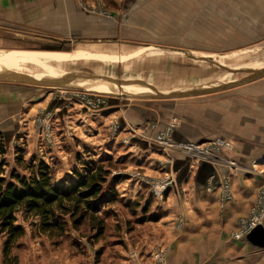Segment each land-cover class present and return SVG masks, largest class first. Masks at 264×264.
<instances>
[{
    "label": "rangeland",
    "instance_id": "rangeland-1",
    "mask_svg": "<svg viewBox=\"0 0 264 264\" xmlns=\"http://www.w3.org/2000/svg\"><path fill=\"white\" fill-rule=\"evenodd\" d=\"M153 2L155 26L146 30L147 38L130 46L128 52L113 49L118 55L133 56L121 60L93 58L70 61L54 60L50 56L34 59L24 54L3 57L11 51H40L47 45L41 44L42 39L37 36L25 39L0 32L4 37L0 40V67L34 75L61 69L63 72L89 74L93 80L110 78L122 82L136 94L154 88L182 91L217 86L234 81L238 75L208 61L189 57L180 50H167L162 46L184 49L216 62L236 57V64L227 65L231 67L264 68V0ZM80 45L84 44L66 46L69 50L61 51L74 53L83 49L115 54L98 45ZM151 46L154 47L149 48ZM142 49L144 51L139 53ZM248 85L252 89L246 91L245 96H253L252 100L264 110V77L244 86ZM22 86L25 89L21 87L20 94L25 95L28 101L23 115L9 120L0 117V161L5 162L6 175L15 169L28 176L24 166L44 160L52 169L55 181L66 183L76 181L102 165L107 172V182L103 187L110 201L101 203L99 211L89 212L78 225L70 214L63 215L65 227L62 234L58 231L44 232L39 225V216L19 213L18 223L24 225L26 235L15 244L11 256H5L3 244L6 236L0 232V264H110L123 254L128 255L137 239L151 233L153 226L161 224L158 222L165 215L163 204L167 200L165 196L157 201L148 187H141L131 179L129 172L138 170L152 176L159 175L151 169L150 163L163 157L156 150L124 144L125 127H121L123 131L119 135L114 133L113 127L115 122L121 125L129 123L128 114L140 102L168 99L118 96L128 93L127 90L118 86L110 89L112 85L109 84L100 89L108 99L107 107L89 111L81 109L77 101L69 104L59 101V106L52 107V102L57 100L53 89L58 87ZM38 94H43L42 101L50 97L48 105L41 110L36 104L38 100L34 99ZM46 113L50 114L46 116ZM115 180L118 182L116 185ZM112 190L116 195L111 193ZM99 226H103V232L96 237ZM24 259L26 262L22 261Z\"/></svg>",
    "mask_w": 264,
    "mask_h": 264
},
{
    "label": "crops",
    "instance_id": "crops-1",
    "mask_svg": "<svg viewBox=\"0 0 264 264\" xmlns=\"http://www.w3.org/2000/svg\"><path fill=\"white\" fill-rule=\"evenodd\" d=\"M153 6V0H0V32L25 39L37 36L42 43L66 41L71 47L94 44L115 53L89 51L88 55L83 49L74 53L40 50L71 54L66 59L69 61L121 60L134 54L118 55L115 51H130V46L146 39V30L155 26ZM0 40L4 37L0 36ZM141 51L144 49L138 52ZM77 54L87 56L76 57ZM41 56L49 57L46 53ZM22 85L26 84L0 82L2 119L21 117L26 110L27 98L19 91L21 87L25 89ZM244 85L247 83L195 98L140 102L128 114L129 123L134 126L151 120L158 122L160 129L177 117L180 125L174 131V140L204 142L223 137L233 142L235 148L220 155V159L233 161L231 164L224 159L204 161L207 166L202 169L200 163L190 164L188 178L166 192L165 215L158 222L161 224L137 239L128 255L123 254L110 264H150L152 251L160 246L168 250L167 264H264L263 248L251 244L245 235L235 236L240 218L249 215L264 182V174L253 170L256 166L264 172V110L252 100L253 96H245L252 86ZM42 97L38 94L34 98L40 110L50 101V97L45 101ZM51 106H59V100ZM186 158L177 155L175 162ZM153 164L150 163L151 169L161 173ZM176 169L179 172L183 165ZM228 174L232 178L233 199L221 209L220 182ZM180 219L182 224L178 225Z\"/></svg>",
    "mask_w": 264,
    "mask_h": 264
},
{
    "label": "trees",
    "instance_id": "trees-1",
    "mask_svg": "<svg viewBox=\"0 0 264 264\" xmlns=\"http://www.w3.org/2000/svg\"><path fill=\"white\" fill-rule=\"evenodd\" d=\"M4 166L5 162L0 161V232L6 236L3 244L5 256H11L15 244L26 235L24 225L18 223L19 213L39 216V225L44 232L62 234L65 227L63 215L70 214L78 225L89 212L99 211L101 203L110 201L103 187L107 172L102 165L76 181L66 183L55 181L52 169L44 160L24 166L28 176L15 169L7 176ZM111 193L116 195L113 190ZM102 228L99 226L96 237L102 234Z\"/></svg>",
    "mask_w": 264,
    "mask_h": 264
},
{
    "label": "built area",
    "instance_id": "built-area-1",
    "mask_svg": "<svg viewBox=\"0 0 264 264\" xmlns=\"http://www.w3.org/2000/svg\"><path fill=\"white\" fill-rule=\"evenodd\" d=\"M96 10V9H93ZM102 13L107 14L105 10H99ZM54 98L66 103H72L77 101L80 104L81 109L96 110L104 109L108 105V99L105 94L85 91L81 89H69V88H54ZM50 113H46V116ZM180 125V120L177 117L170 119L166 128H159V124L156 121H146L142 125L133 126L128 122L122 125L118 122L114 124V133L121 134L123 130L121 127H125V135L122 137V142L126 145L139 146L133 141V139H139L147 142L146 148H140L144 150H156L161 154L162 159L154 160L155 169H160L159 175H149L144 172L135 170L129 172L131 179L135 180L136 184H139L149 188V192L157 201H161L165 198L166 192L173 189L177 185V172L173 170V164L176 161L177 155H185L191 157V166L195 163L199 164L201 161L220 162L231 160L220 159V155L225 150H232L235 148L233 142L223 137H215L204 142L194 141H176L173 134L175 129ZM48 140L52 141V137L48 136ZM170 165V168L168 166ZM259 174L264 172L258 171L257 168H253ZM220 208L224 209L226 204L233 199V186L231 175L228 174L223 177L220 182ZM264 220V182L257 194L256 200L253 203L250 213L246 217H242L239 220V231L235 234L240 238L246 236V234L257 224L262 223ZM182 224V219L179 220L178 225ZM168 250L162 246L157 247L151 253L152 262L150 264H167Z\"/></svg>",
    "mask_w": 264,
    "mask_h": 264
},
{
    "label": "water",
    "instance_id": "water-1",
    "mask_svg": "<svg viewBox=\"0 0 264 264\" xmlns=\"http://www.w3.org/2000/svg\"><path fill=\"white\" fill-rule=\"evenodd\" d=\"M65 43L66 41H59L57 43H47L46 45L48 46L43 47L42 50H52V51L69 50V49H66V46L64 47L65 49L63 48V45ZM162 47L167 50H174V51L180 50L189 57L197 58L203 61H208L211 64L218 65L219 68L223 69L224 71H228L234 74H237L240 72H248L250 74L239 80H235L233 82H229V83L218 85V86L191 88L186 91H176V92L152 90L151 92H146V93H141V94H132L131 95L132 97L142 98V99H175V98L200 96V95H204L208 93H213V92L229 89L235 86L243 85V84H246V83H249V82H252V81H255L257 79L264 77V68L258 69V70H249V71L244 68H231L229 66L218 64L215 61L210 60L206 56H193L192 54H190V52L184 49H179V48L169 47V46H162ZM0 82H13V83H21V84H27V85H35V86L81 89V90L89 91L86 88L75 87L71 85L69 82L63 80L62 78H58V77L57 78H47V77L38 78L31 74L20 73V72H15V71H8V70L0 71ZM90 92L101 93L97 91H90ZM110 94H113V93H110ZM118 96H122V95L119 94ZM133 141L143 148H146L148 146L147 142L145 141H141L139 139H133ZM190 164H191V157L189 156L185 160L174 162L173 170L175 171L177 170L176 166L183 165V169L177 172L176 179H177L178 186H181L182 183L188 178ZM205 166L207 165L204 163V161H201L200 162L201 169ZM168 168H170V165L168 166ZM246 238L254 246L264 249V224L259 223L256 226H254L246 234Z\"/></svg>",
    "mask_w": 264,
    "mask_h": 264
},
{
    "label": "bare ground",
    "instance_id": "bare-ground-1",
    "mask_svg": "<svg viewBox=\"0 0 264 264\" xmlns=\"http://www.w3.org/2000/svg\"><path fill=\"white\" fill-rule=\"evenodd\" d=\"M43 53H46L47 56H50L54 60H65V59H68L69 56H71V54L64 53V52H41V51H28L27 50V51H14V52L11 51V52H9L8 54H6L3 57L13 56V55H16V54H24L26 56L27 55L32 56V58L35 59L38 56H41ZM87 53H88V55L90 54L89 51ZM78 56H87V55L86 54H77L76 57H78ZM237 61H238V59L236 57H234V58H229V59L222 58V59L218 60L217 62H218V64H222V65H225V66H227V65H231L232 66V65L236 64ZM216 66H218V65H216ZM231 66H229V67H231ZM231 68H236V67H231ZM237 68H244V67H237ZM244 69H247L248 71L251 70V69H248V68H244ZM2 70L12 71V70L0 67V71H2ZM51 71H53V72L44 73V74H41V75H34V74H31V75L36 76L38 78H44V77H47V78H57V77L58 78H62L63 80L69 82L71 85H73L75 87H82V88H86L87 90L89 89V91L101 92V94H104V91L100 90L101 86H105V85H109V84L112 85V87L109 86L110 89L114 88L115 86L116 87L118 86V87H122L121 89H123V90H127L128 93H121L122 96H127V98H129L128 96H131L132 94H136V93L130 91L131 90V89H129L130 87L129 88L126 87L122 82L118 83L116 81L117 84H114L115 82H113V81H115V80L112 81V80H110V78H107V79L106 78H102L101 80H93L88 75H86V76L85 75H79V74H75L73 72H61L62 71L61 69L51 70ZM15 72H18V71H15ZM24 73H26V72H24ZM246 73H248V72H246ZM27 74H29V73H27ZM237 74L238 75L236 76V79L243 78V77L247 76L244 72H240V73H237ZM110 82H113V83H110ZM153 90H156V89L154 88ZM151 91L152 90H150L148 92H151ZM182 91H186V90H182ZM174 92H176V91H174ZM141 93H146V92L145 91H140L139 94H141Z\"/></svg>",
    "mask_w": 264,
    "mask_h": 264
},
{
    "label": "flooded vegetation",
    "instance_id": "flooded-vegetation-1",
    "mask_svg": "<svg viewBox=\"0 0 264 264\" xmlns=\"http://www.w3.org/2000/svg\"><path fill=\"white\" fill-rule=\"evenodd\" d=\"M47 43H57V42H51V41H49V42H44L45 45H46ZM41 44H43V43H41ZM47 46H48V45H47ZM65 46H67L66 43L63 45V48H64ZM43 47H46V46H43Z\"/></svg>",
    "mask_w": 264,
    "mask_h": 264
}]
</instances>
